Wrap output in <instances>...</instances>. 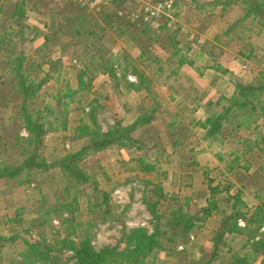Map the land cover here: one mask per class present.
Listing matches in <instances>:
<instances>
[{
    "label": "rangeland",
    "instance_id": "rangeland-1",
    "mask_svg": "<svg viewBox=\"0 0 264 264\" xmlns=\"http://www.w3.org/2000/svg\"><path fill=\"white\" fill-rule=\"evenodd\" d=\"M137 1H133L131 7L127 6L130 7L127 12L125 7V13L120 19L117 15L119 5L97 11H85L67 0H10L11 5L9 3L4 5L5 1L0 0V4L4 5L3 11L0 12V151L3 152L0 153V157L5 154V158L14 164L15 146L11 143L17 136L25 138L29 134L23 105H28L29 110H36L42 108L45 103L51 104L54 106L52 118L61 120L64 117L62 107L56 104L57 101L65 99L61 95L56 97L57 86L60 84L62 87L65 83L63 80H66L70 88L73 87L72 91H77L74 94L75 99L80 96L79 87H83L88 79L95 78L103 70L108 72V67L114 70L113 73L120 74V77L126 75L127 79L134 80L126 69L130 65L126 64V61L132 64L129 57L133 55L131 53L133 49L130 50L131 44L142 51L148 49L150 56L157 57L156 65L174 67L176 64L187 63L185 59L187 52L194 46L204 43L202 34L209 32L211 35L212 32L216 34V47L205 45L208 50L213 47L215 53L209 65L212 63L221 65L220 61L224 64L226 58L220 55L222 48H228L236 55L240 49L251 47L248 62L243 61L244 66H247L243 70L246 74L254 72V79L255 76L259 77L264 73V22L253 15L244 18V5L238 0H164L172 1L173 6L165 15L156 19L157 28L135 16L131 18V12L135 13L140 9ZM14 4L21 9L23 6L26 10L24 18L29 26L24 33L28 35L26 40L29 41L20 40L18 33L5 32L6 25L13 24L11 13ZM144 26H148L150 31L141 33L138 29ZM168 32L171 34L175 32V42L172 41V37H166ZM2 33L8 39H3ZM20 52L26 57L22 64L24 73L29 74L36 83L41 79L43 81L36 96L30 99L21 95L13 71L15 54ZM240 60L241 67L243 63L242 59ZM133 62L135 70H142L143 63L138 60ZM84 69L86 73L83 81L78 83L76 75L78 76ZM56 71H67L66 75L62 73L59 82L53 79ZM229 76L230 79L232 77L238 79L234 74ZM109 81L108 86L114 85L113 79L111 81L109 78ZM87 100L82 98L83 104ZM68 113L66 115V120L69 121L68 129L62 130L57 126L58 129L55 127L45 136L48 150H52L49 152L50 155L53 154L52 160L78 146L74 144L72 147L69 129L78 123L82 112L78 105L72 102L69 104ZM101 116L93 120L95 123L98 121V126L102 129L109 123L108 118L112 117L107 113ZM161 117L163 124L161 127L158 124L157 130L155 128H149V132L138 130L139 136L136 139L145 145L141 150L137 144H132L128 153L126 150L124 154H115L111 149L116 145L110 146L104 150L89 152L79 163L89 179L94 180L93 185L107 194V202L102 200L100 193L83 184L70 183L67 178L66 185L68 183L69 185L65 189L64 179L61 181L60 175L57 174L58 168L42 172L23 184L17 183L15 179H0V237L8 239L0 240V264H79L73 250L65 247L62 242L66 236H70L78 243L79 235L84 237L87 232L89 243L98 251L104 247L122 249L125 246L122 235L131 230L142 228L151 233L155 219L145 202L151 199L147 198L149 195L146 194L151 186L144 183L148 179V174L135 171V167L128 161L129 156L140 155L146 162L155 163L163 156L162 150L166 141L172 139L171 127L174 130L177 126L179 127L177 137L186 149L183 156L186 169L194 170L196 155L189 149L198 141L188 139L190 134H186V127L176 123L169 125L167 116ZM225 126L229 130L231 125ZM255 129L256 133H252V129L243 128L242 131L251 133V136L253 134V137L264 134V122L257 124ZM160 131L163 133L162 137ZM249 133L246 138H251ZM233 137L231 136V139L237 142ZM188 143H192V146ZM121 156H127L128 160H122ZM249 160L254 171L258 164L252 155L249 156ZM253 171L247 174L234 173L230 181L247 184L248 177ZM205 174L206 171H201L193 183L177 193L180 197L185 195L189 197L191 189H194V197L199 201L193 202V206L189 201L192 213L197 212L198 205H203L202 200L210 195L208 179L218 181L214 171L208 172L206 176ZM254 179L262 181L260 177ZM226 183L228 182L225 180L221 185ZM163 194L172 197L176 193L166 188ZM224 195L223 191L215 196ZM246 198L248 204L245 205V210H253L256 201L250 200L248 196ZM196 233L193 229L187 239L178 240L176 244H169L168 247L153 249L146 258L147 264L150 262L167 264L163 263L164 260L169 263L191 264L192 260L198 257L206 264H224L222 261L220 263L219 258L224 253L222 247L214 254L215 258L210 263L209 254L213 245L211 238L214 235L208 238V233L198 231L199 238L196 239ZM191 236H194V239ZM13 237L15 239H12ZM242 237L241 244L230 247L229 257L232 253L241 251L240 248L246 243V236L243 234ZM46 246L51 249H45ZM30 248L39 249L37 252L43 253L44 258H40L39 254L33 255L34 249L31 252Z\"/></svg>",
    "mask_w": 264,
    "mask_h": 264
},
{
    "label": "trees",
    "instance_id": "trees-1",
    "mask_svg": "<svg viewBox=\"0 0 264 264\" xmlns=\"http://www.w3.org/2000/svg\"><path fill=\"white\" fill-rule=\"evenodd\" d=\"M4 1V5L7 3L11 5L10 0ZM238 1L244 5V18L253 15L264 22V0ZM4 5L0 4V12L3 11ZM118 5L120 6V4ZM12 9L11 18L14 19L12 20L13 24H7L5 32H7V34L18 33L17 35L20 40H25L24 42L29 41L26 40L28 35L24 33L29 26L24 18L26 10L23 6L21 9L16 4L13 5ZM16 15H18V17ZM120 19H122V17H120ZM147 28L148 26H144L138 30L143 33L149 30V28ZM155 35L157 36V34ZM174 36L175 32H172V34L168 32L166 35V37H172V41L175 40ZM1 37L3 39H8L3 33ZM20 42L18 45L19 50L21 48ZM15 56V68L13 67V71L17 77V85L20 93L23 97H26V99L33 98L36 96V92L39 90L43 81L41 79L39 83H36L29 74L24 73L22 64L25 62L26 57L22 52L15 54ZM124 59H127V57H124ZM138 60L146 63L150 61L154 62L158 59L156 56H150V51L145 49L141 52ZM58 64H60V62H58ZM126 64L131 63L126 61ZM85 68H87V66ZM110 68L108 67L109 70L106 68L108 73L112 78H116L113 73L114 70ZM62 73L66 75L67 71H56L53 79H55L56 82L61 81ZM85 73V70H83L82 74ZM79 77L81 78L82 75L79 74ZM63 81L65 82L64 85L60 87L61 85L58 84V92L56 93V97L61 95L65 98L64 100L56 102L57 105L62 107L64 117L61 120L55 117L52 118L54 115V106L51 104L45 103L42 108L36 110H29L28 105H23L26 129L29 134L25 138L17 136L14 142L11 143V145L15 146L14 164L5 158V154L0 157V179H15L17 183L23 184L31 181L42 172L53 169L57 170L56 168H58L59 173L57 172V174L60 175L61 181L64 179L65 185L67 184L66 178L70 183L76 185L83 184L85 187L92 189V191L100 193L103 197L102 200L107 202V194L93 185L94 180L89 179L86 172L80 168L79 163L89 152L104 150L110 146L116 145V147H126L130 149L132 148V144H137L138 149L141 150L145 145L142 141L134 137L135 132L140 127L149 124L150 120L154 118L153 114L156 108H152L148 113L141 114L131 124H115L105 131L95 123L92 112L82 114V116L78 118V123L72 129H69V131H71V140L73 141L72 147L76 144L78 148L71 149L60 157L52 160L53 154L50 155L49 153L52 150H48L45 136L57 126L62 130L68 129L69 121L66 120V115L69 114L68 108L71 102L75 100L78 107L81 108L78 104L79 102L76 101L77 99L74 98L75 91H72L73 89L70 88L66 80ZM231 81L234 84L233 94L229 98H222L216 102L214 107L210 110V115L206 119V123L208 124L207 136L214 139L215 137L213 135L221 131L219 137L231 138V136H234V140L242 145V151L236 153L234 159L227 165L229 166V171H232L241 161L248 163L249 161L244 159L246 155L253 156L258 166L253 173L249 175L247 184L237 187L231 194H228L232 186L231 183L221 185L222 181H219L212 184V181L209 179L208 181H210V183L208 184V189L210 195L206 198L207 201L205 205L201 207V210L192 213L189 207L190 198L188 195L180 197L178 194H173L172 197H166L163 194L160 183H154L147 179L144 183L151 187L147 189L148 193L146 194L149 195L147 198L151 199L145 202L148 210L155 219L153 231L147 233L142 228L131 230L122 235V242L125 243L122 249L104 247L98 251L89 243L90 239L87 236V232L84 237L79 235L78 243H75L70 236H66L62 242L65 247L73 250L74 256L79 264H147L146 258L153 249L157 247H168L169 244H176L178 240L187 239L194 229V226H197V223L201 224L212 212L219 215L220 229L214 237L211 238V240H213V245L212 251L209 254L210 263L215 258L214 254L219 250L220 246L224 244L223 238L228 234L238 232L246 236V243L240 248L241 251L238 250L239 252L232 253L228 258V264H264V230H261V227L264 225V134H260L256 137H253L252 134L251 138H246L242 132L244 128L248 130L252 129V133H256L255 130L257 129L255 128H257L256 123L258 120L262 119L264 122V73H261L259 77L255 76V79L249 83H244L234 77L231 78ZM61 92H63V94H61ZM24 102L25 100L23 99V103ZM225 124H227V127L228 124L231 126L229 130L225 128L224 132H222V128H224L223 125ZM179 125L186 127L184 123H179ZM178 128L179 127L176 126L171 132V143L178 147L177 152L182 155L186 149L179 145L180 141L177 137ZM185 131L187 135L190 134L189 130ZM189 150L192 151V147H190ZM0 153L3 152L0 151ZM129 161L135 169H139L146 175L154 168V162L148 163L140 155L131 157ZM242 167L247 169L249 165L246 166V164H242ZM254 177H260L262 181L254 179ZM68 185L64 188L67 189ZM223 191L225 194L227 193L228 196H215L218 192ZM246 195L253 199V201H256L253 210H245L244 208L245 205H247V201L244 199ZM226 205L229 206V212H226V209H224ZM184 206L186 208H184ZM200 211L201 214H199ZM240 218L246 223L243 228L239 227L237 223ZM12 239H15V237ZM0 240L8 239L6 237H0ZM46 248L51 249L49 246H46L45 249ZM33 249L30 248V251L32 252L33 250V255L37 256L39 254L37 252L39 249ZM39 255L40 258H44L43 253ZM200 258L201 257L193 259L191 264H206V262L201 261ZM185 262H188L186 257ZM163 263L177 264L174 262L169 263L165 260ZM150 264L155 263L150 262Z\"/></svg>",
    "mask_w": 264,
    "mask_h": 264
},
{
    "label": "crops",
    "instance_id": "crops-1",
    "mask_svg": "<svg viewBox=\"0 0 264 264\" xmlns=\"http://www.w3.org/2000/svg\"><path fill=\"white\" fill-rule=\"evenodd\" d=\"M208 33L202 34L204 39L203 44L194 46L187 52L185 59H187L188 62L176 64L174 67L165 68L163 67L164 64L159 66L158 64L156 65L157 61L145 63L138 60L142 49L135 48L131 44L130 50L133 49V52H131L133 55L130 53L132 56L130 55L129 57H131L133 65H128L126 69L129 75L134 77V80L127 79L126 75L120 77L118 73H114L116 78H112L108 72L103 70V72L98 73L99 75H96L95 78L88 79V82L83 87H79L80 96L76 98V101L79 102L78 104L81 107L79 109L82 114L92 112V117L98 118L104 113H107L112 117L108 118L107 121H109V123L102 127L103 131L115 124H131L138 116L145 114L152 108H156V111L153 114L154 118L149 122L151 125L147 124L146 126L148 127H140V130H148V132L149 128H155L157 130L158 124L160 127L163 124L161 115L167 116L169 125L184 123L187 130L190 131V137L188 139L198 140L192 148V152L196 155V162H194L195 169H186L187 167L183 160L185 152L180 155L177 152L178 147L173 145L171 140H167V143L164 144V150H162L163 156L155 161L154 168L148 173L147 177L151 182L160 183L162 189L166 190L167 188L171 190L172 193L176 194L182 191L184 187H188V185L193 183L194 180L198 178V174L201 171H206V174L214 171V173L217 174L218 181L209 178L212 184L219 181L224 182L225 180L231 183L232 186L230 187V192H228V194H231L237 187L245 185L244 182L239 184L235 180L230 181L232 175L237 172H239V174L242 172L247 174L253 171L252 162L249 160L248 155L244 158L249 161L248 163L241 161L240 164L237 165L238 167L235 166L232 171H229V166L227 165L234 159L236 153L242 151L243 147L229 137H219L221 131L213 135L215 137L214 139L209 138L207 136L208 124L206 123V119L210 115V110L214 107L215 103L222 98H229L234 92V84L230 79V74H234L244 83H249L254 80V72H247L248 74H246L243 70L244 67H247L244 66L245 63H243V61L248 62L251 47L240 49L238 51L239 53L236 55L228 48H222V53L220 55L226 58L224 64L220 61L222 66L218 63L209 65L215 54L213 47H216L215 44L217 39L216 34L214 35V33L211 32V35H209ZM205 45L213 47L208 50ZM240 59H242L243 63L241 67ZM134 60H138L144 64L142 70H135ZM79 74L82 75L81 78ZM83 76L84 74H82V72L78 73V76L76 75L78 83L83 81ZM109 78L111 81L113 79L112 84L114 85H107V83L110 84ZM92 85H94L95 88L93 90ZM84 89L86 91H84ZM86 97H90V99L87 100ZM82 98L87 100L85 104H83ZM73 103H76L75 100ZM70 104H72V102ZM261 123H263V121L259 119L256 124ZM96 124L99 125V122L96 121ZM165 126L166 123L164 124V127ZM223 127L222 132H224L226 128L225 125H223ZM138 130L134 135L135 138L139 136L138 132L140 130ZM244 132L243 135L248 137L249 132ZM159 134L161 136L163 134L162 131H160ZM249 134L251 136V133ZM188 144L192 146V143ZM179 145L184 147L182 143ZM111 150V152L114 151L115 154H124L126 150L128 153L129 148L114 147ZM129 157L131 158V156ZM121 159L128 160V157L121 156ZM242 164H246V166L249 165V167L246 169L242 167ZM134 170L140 171L139 169ZM189 194L190 203L193 206V202H198L199 200L194 197V189H191ZM228 194L226 193L224 196H228ZM244 199L248 201L245 196ZM249 199L253 200L250 197ZM202 201H204V204L198 205V211L205 205L207 199L205 198ZM224 209H226V212H229L228 205H226ZM199 214H201V211ZM237 223L241 228L245 226V222L241 218L238 219ZM219 229V215L215 212H212L201 224L197 223V226H194L195 233L204 231L208 233V238L215 235ZM197 233L196 239L199 238ZM242 236L243 234L235 232L223 238L224 244H222L220 248H223L224 253L219 257L220 263L222 261V263L228 264V251H230V247L241 244L243 241ZM191 238L194 239V236H191Z\"/></svg>",
    "mask_w": 264,
    "mask_h": 264
},
{
    "label": "built area",
    "instance_id": "built-area-1",
    "mask_svg": "<svg viewBox=\"0 0 264 264\" xmlns=\"http://www.w3.org/2000/svg\"><path fill=\"white\" fill-rule=\"evenodd\" d=\"M73 5L84 9L85 11H97L102 8H108L113 6H116L120 4V8H117V15L123 16L124 15V9L127 6H130V4L133 3V1L137 0H67ZM137 5H140V9L137 10L135 13L131 12V18L135 16V18H140L142 22L149 23L150 26H154L157 28L156 19L161 16L165 15V12L167 10L171 9L173 4L172 1H158V0H138ZM131 7V6H130ZM129 7V8H130ZM127 7V9L129 10ZM126 10V12L128 11ZM261 230H264V226L261 228Z\"/></svg>",
    "mask_w": 264,
    "mask_h": 264
}]
</instances>
